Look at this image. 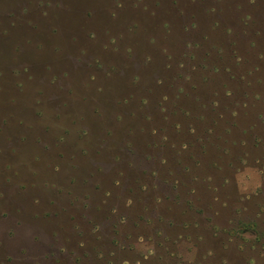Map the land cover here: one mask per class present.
Wrapping results in <instances>:
<instances>
[{
  "label": "rangeland",
  "instance_id": "1",
  "mask_svg": "<svg viewBox=\"0 0 264 264\" xmlns=\"http://www.w3.org/2000/svg\"><path fill=\"white\" fill-rule=\"evenodd\" d=\"M132 244L264 264V0H0V264Z\"/></svg>",
  "mask_w": 264,
  "mask_h": 264
},
{
  "label": "trees",
  "instance_id": "2",
  "mask_svg": "<svg viewBox=\"0 0 264 264\" xmlns=\"http://www.w3.org/2000/svg\"><path fill=\"white\" fill-rule=\"evenodd\" d=\"M253 69H256V68H253ZM226 71H230V68L228 67L227 69H225ZM251 73H253L252 71H251V69H248L247 70V73L246 74H251ZM231 78L233 79V78H235V76H231ZM240 232L241 231H243V230H239ZM139 237H141L140 235H138L137 236V238H139ZM142 238V237H141ZM161 243L162 242H158L157 243V245H159V247H160V245H161ZM133 249H135V247L133 246V244L132 245H126V246H124V247H120V249H118L119 251H121V252H124L123 254H122V257L120 258V260H119V264H146L147 263V261H148V259L149 258H147V253L146 252H137L136 253V259H131L130 258V256H129V253L133 250ZM134 251V250H133ZM102 253H104V252H102ZM125 253H127V254H125ZM205 253L207 254H209L210 252L209 251H205ZM210 254H212V252L210 253ZM110 255L112 256V258H111V260H108L107 262V264H113L114 262H113V257H114V254H113V252L111 251L110 252ZM151 257V259H150V263L151 264H205V262H201V263H197L198 261L197 260H193L192 259V261L191 262H188V263H186L185 261H184V259L183 258H181V257H178L177 259V261H175L174 263H169V261H171L173 258H176V255H174V254H172V253H168V252H166V248L164 249V252H159L158 250L154 253V255L153 256H150ZM171 259V260H170ZM221 260V258L219 259V261ZM219 263H221V264H226V261H225V259H223V260H221V262H219ZM251 263V261H249V264ZM206 264H209V263H206ZM211 264V263H210Z\"/></svg>",
  "mask_w": 264,
  "mask_h": 264
}]
</instances>
